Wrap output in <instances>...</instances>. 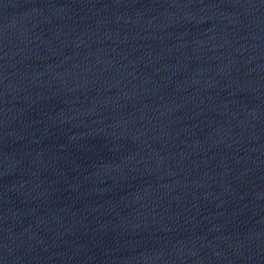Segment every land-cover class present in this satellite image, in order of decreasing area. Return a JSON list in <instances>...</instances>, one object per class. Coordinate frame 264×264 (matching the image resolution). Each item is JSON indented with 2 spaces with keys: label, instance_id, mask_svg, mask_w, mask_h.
<instances>
[{
  "label": "water",
  "instance_id": "water-1",
  "mask_svg": "<svg viewBox=\"0 0 264 264\" xmlns=\"http://www.w3.org/2000/svg\"><path fill=\"white\" fill-rule=\"evenodd\" d=\"M0 264H264V0H0Z\"/></svg>",
  "mask_w": 264,
  "mask_h": 264
}]
</instances>
